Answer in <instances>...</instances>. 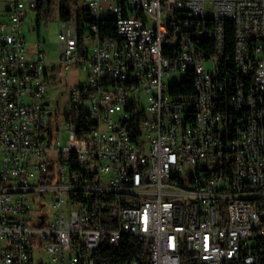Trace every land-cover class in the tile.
Returning <instances> with one entry per match:
<instances>
[{
  "label": "built area",
  "instance_id": "1",
  "mask_svg": "<svg viewBox=\"0 0 264 264\" xmlns=\"http://www.w3.org/2000/svg\"><path fill=\"white\" fill-rule=\"evenodd\" d=\"M1 2L0 264H97L125 235L149 264H264V0H78L56 61L22 32L37 0ZM55 67L85 74L64 148ZM179 70L193 94L167 88Z\"/></svg>",
  "mask_w": 264,
  "mask_h": 264
},
{
  "label": "rangeland",
  "instance_id": "2",
  "mask_svg": "<svg viewBox=\"0 0 264 264\" xmlns=\"http://www.w3.org/2000/svg\"><path fill=\"white\" fill-rule=\"evenodd\" d=\"M60 0H52V6L50 10V16L47 22H42L39 26L36 24L35 19V11L27 7L26 12L27 15L25 20L23 21L22 32L26 37V41H28L29 47L34 49L35 44L38 41L42 42L43 50H45V54L52 61H56L59 53V46L57 42V34L60 31V20L58 15V7ZM1 7H3L4 3L1 2ZM78 1L72 7V18H76L78 14ZM56 77L50 83V88L48 89L47 95L45 99L49 101V109L53 110L56 114L50 116V118H54L57 114V117L60 116L61 110L64 107L65 103V92L69 85L79 81L80 84L85 82V74L77 71L76 68L71 69L70 71H61L59 68H55ZM186 74H176L175 76L170 78L171 83H177L181 80H185ZM179 80V81H178ZM55 100H58V105H55ZM62 117V116H61ZM61 125L60 128L65 126V122L59 117ZM69 140V133L67 129L62 128L61 132V145L62 147L67 146V142Z\"/></svg>",
  "mask_w": 264,
  "mask_h": 264
},
{
  "label": "trees",
  "instance_id": "3",
  "mask_svg": "<svg viewBox=\"0 0 264 264\" xmlns=\"http://www.w3.org/2000/svg\"><path fill=\"white\" fill-rule=\"evenodd\" d=\"M78 0H60L58 7V15L60 21H68L72 19V7ZM52 0H37L33 10L35 11L36 24L39 26L42 22H47L50 16ZM78 11V10H77ZM79 14V13H78ZM77 14V17H78ZM108 22L107 24H109ZM111 24H109L110 29ZM109 35L115 36V31L110 29ZM225 42L227 52H233L234 33L233 24L231 22L225 23ZM203 46H208L202 44ZM173 93L176 94H193V79L192 76L176 86H173ZM135 256L140 258L142 264H149L150 244L145 241H138L136 238L125 235L122 237L120 245L116 248L111 247L109 244L102 241L98 250L95 252L97 264H122Z\"/></svg>",
  "mask_w": 264,
  "mask_h": 264
},
{
  "label": "bare ground",
  "instance_id": "4",
  "mask_svg": "<svg viewBox=\"0 0 264 264\" xmlns=\"http://www.w3.org/2000/svg\"><path fill=\"white\" fill-rule=\"evenodd\" d=\"M174 16H182V9H174ZM140 23H143L144 26H152L151 12H143L142 15H140ZM202 44L212 46V39L202 38ZM240 50H241V41H234L233 52H240ZM182 73L186 74L185 80H181V81L178 80L179 82L177 83H171L170 79H167V88H173V86L179 85L185 82L189 78V70L177 71V74H182ZM78 82L79 81H76L75 83Z\"/></svg>",
  "mask_w": 264,
  "mask_h": 264
},
{
  "label": "crops",
  "instance_id": "5",
  "mask_svg": "<svg viewBox=\"0 0 264 264\" xmlns=\"http://www.w3.org/2000/svg\"><path fill=\"white\" fill-rule=\"evenodd\" d=\"M44 52H45V50H44ZM45 53H46V52H45ZM46 56H47V54H46ZM47 58H48V57H47ZM48 59L51 60L50 58H48ZM55 68H57V67H55ZM55 68L52 70L51 74H49V76H48L49 88H50V83H51V81L54 80L55 77H56ZM45 101H46V103H49L48 100L45 99ZM58 103H59V101H58V100H55V105H58Z\"/></svg>",
  "mask_w": 264,
  "mask_h": 264
}]
</instances>
